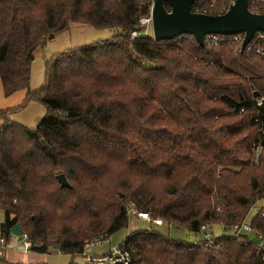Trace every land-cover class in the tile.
Segmentation results:
<instances>
[{
  "label": "trees",
  "instance_id": "obj_1",
  "mask_svg": "<svg viewBox=\"0 0 264 264\" xmlns=\"http://www.w3.org/2000/svg\"><path fill=\"white\" fill-rule=\"evenodd\" d=\"M206 15H221L223 0ZM152 0H0V80L27 90L34 52L71 24L118 31L109 40L45 62L44 82L24 105L46 109L33 130L0 112V236L20 226L30 252L81 256L90 242L126 229L131 206L194 235L226 229L264 200V152L250 120L251 91L264 97V56L189 36L156 42L138 20ZM169 10V7L166 6ZM243 108V112H239ZM63 174L69 187L61 188ZM214 197L224 203L213 213ZM264 212V204L262 205ZM264 234V217L251 221ZM152 230V229H151ZM129 264H263L252 243L223 235L208 247L157 231H134L118 246ZM0 264H9L0 258ZM90 264V263H84Z\"/></svg>",
  "mask_w": 264,
  "mask_h": 264
},
{
  "label": "built area",
  "instance_id": "obj_2",
  "mask_svg": "<svg viewBox=\"0 0 264 264\" xmlns=\"http://www.w3.org/2000/svg\"><path fill=\"white\" fill-rule=\"evenodd\" d=\"M210 0H196L192 7L191 11L193 13L206 14L207 7L210 11L217 7L214 1L209 2ZM235 0H223L219 5L218 10L222 12V10L229 9V7L234 4ZM153 3V0H152ZM248 10L254 14H264V0H247ZM151 8L152 4L149 8V12L147 15L140 17L138 23L140 27H149L151 26ZM216 9V8H215ZM225 11V12H226ZM181 36L175 37V39L179 40ZM244 34H233V35H219V34H208L203 38V44L206 45H217L218 43H232L234 44L235 52H245L246 54H254L258 58L264 56V34L261 32H257L246 47L241 50L242 42L244 40ZM257 91L253 89L252 93V103H253V115L250 118L251 121L256 123L258 126L259 133L261 138L253 145L252 152V163L257 164L260 156L264 152V97L262 95H254ZM240 113L243 112V108L240 109ZM215 203L213 204V213L214 214H222L224 211V203L218 197H214ZM130 214L133 218L140 220L142 222L147 223L150 226L161 227L163 226V222L159 218H151L149 214L141 211H137L131 206ZM260 216L264 217V212L259 204L254 203L248 210L246 217L243 222L234 224L230 226L228 229L225 228L222 222L218 223H208L202 225L200 227L199 233H204L199 240H196L200 245L204 243L205 247L211 245V241L214 237H220L223 235L231 236L234 238H238L241 240V243L247 245L248 243H252L255 246V250L257 254L260 256L262 263L264 264V234L257 233L251 226V221L253 218ZM212 226H216L219 231L217 233L210 232V228ZM209 229V230H208ZM152 231L151 228L147 230V232ZM249 235H252L254 239H251ZM20 244L22 246L23 252H28L31 249V242L28 240L25 234L20 235ZM86 244L85 248H88L90 245L98 244L92 243ZM7 249V244L4 239L0 236V257H4L5 251ZM85 263L90 264H129V255L127 252L121 251L118 247L111 248L107 253L101 256L93 257L85 252L81 255Z\"/></svg>",
  "mask_w": 264,
  "mask_h": 264
},
{
  "label": "rangeland",
  "instance_id": "obj_3",
  "mask_svg": "<svg viewBox=\"0 0 264 264\" xmlns=\"http://www.w3.org/2000/svg\"><path fill=\"white\" fill-rule=\"evenodd\" d=\"M144 29L146 33L152 35L151 26L144 27ZM117 33L118 31L111 29H96L88 25L71 24L64 30L53 35L52 38L48 36L43 47L37 49L34 52V58L30 66L29 87L27 90H21L10 96H5L0 80V112L16 109V112L12 113L9 116L10 121L20 124L29 130H33L37 126V124L41 122V120L45 117L46 109L36 101L29 102L25 105L24 102L26 94L28 92H35L42 86L45 76V62L64 51L87 46L93 43H101L107 41ZM1 123L2 122L0 120V125ZM257 203L260 207H262V205L264 204V200ZM2 220L3 214L0 211V223L2 222ZM150 228H152V230L154 231H157L159 234L174 240L195 242V235L189 233L183 228L176 229L164 224L161 227H150V225H148L147 223L137 220L131 215L128 227L126 229L115 233L108 240L104 241V243L106 242L105 245L94 244L93 246L90 245L91 247L89 246V249L84 247V252L88 254L101 253L108 247H113L122 242L130 233L134 231H147ZM210 229L215 233L219 231L216 226H212ZM249 237L251 239H254L252 235H249ZM89 244L91 243H88V245ZM28 252H30V250ZM48 254L49 255L46 257V264H69L72 261L71 256L60 254L54 247L48 250ZM73 261L77 264L85 263L82 256L74 257Z\"/></svg>",
  "mask_w": 264,
  "mask_h": 264
},
{
  "label": "water",
  "instance_id": "obj_4",
  "mask_svg": "<svg viewBox=\"0 0 264 264\" xmlns=\"http://www.w3.org/2000/svg\"><path fill=\"white\" fill-rule=\"evenodd\" d=\"M196 0H153L151 8V32L156 42L170 41L178 36H189L199 47L208 34L233 35L244 34L241 50L252 37L264 34V14H254L248 10L247 0H235L229 9L221 15L193 13L191 7ZM169 7V10L166 9ZM50 38L53 35H49ZM56 180L61 188L69 185L63 174ZM20 226L12 228V234L18 236Z\"/></svg>",
  "mask_w": 264,
  "mask_h": 264
},
{
  "label": "crops",
  "instance_id": "obj_5",
  "mask_svg": "<svg viewBox=\"0 0 264 264\" xmlns=\"http://www.w3.org/2000/svg\"><path fill=\"white\" fill-rule=\"evenodd\" d=\"M209 231L212 233L214 232L211 229ZM205 233L206 232L199 233V234L195 235V241L199 240V238H201L203 236V234H205ZM105 243L101 242L98 244L99 245H103V244L105 245ZM120 243H118L117 245H115L113 247H118L120 245ZM98 244H95V245H98ZM90 247H88V249ZM113 247L110 246L105 251H102L101 253H93V254H89V255H91L93 257L101 256V255H104L105 253H107ZM48 255H49L48 253L47 254H38V253H33V252H26V253L23 252L22 246L20 244V236H18V237H12L11 238L9 244H7V249L5 251V255L3 258L9 264H46V262H47L46 257Z\"/></svg>",
  "mask_w": 264,
  "mask_h": 264
}]
</instances>
